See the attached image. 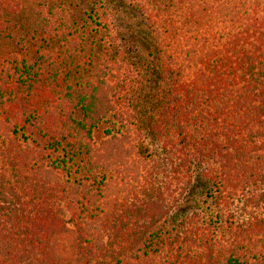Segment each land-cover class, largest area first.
Here are the masks:
<instances>
[{"label":"trees","instance_id":"16d2710c","mask_svg":"<svg viewBox=\"0 0 264 264\" xmlns=\"http://www.w3.org/2000/svg\"><path fill=\"white\" fill-rule=\"evenodd\" d=\"M138 1L159 159L119 106L118 39L90 28L118 9L0 0V264H264V0Z\"/></svg>","mask_w":264,"mask_h":264},{"label":"rangeland","instance_id":"374dc122","mask_svg":"<svg viewBox=\"0 0 264 264\" xmlns=\"http://www.w3.org/2000/svg\"><path fill=\"white\" fill-rule=\"evenodd\" d=\"M106 6L113 7L112 10L118 9V12H108L109 14L105 17V27L102 25L98 27L90 21V28L102 27V33L97 37L106 36L111 32L118 39L114 41L117 42V45L112 47V50L117 55V62L123 65L121 72L127 80L128 88L127 95H123L118 102L119 106L134 114L131 127L140 135L137 140L140 142L143 152L159 159L163 153L160 142L154 132L150 130V126L156 118L159 103L167 92V84L165 78L156 71L158 51L154 33L146 20V15L141 14L142 3L138 0H96L99 16L100 12H104ZM93 20L98 21L100 18ZM107 24L109 30L106 29ZM128 27L131 28L130 31L127 29ZM83 31V28H80V32ZM107 130H110V125L105 121L100 123L93 130L94 141L99 143L105 138ZM63 215L69 221L71 214L65 207Z\"/></svg>","mask_w":264,"mask_h":264}]
</instances>
